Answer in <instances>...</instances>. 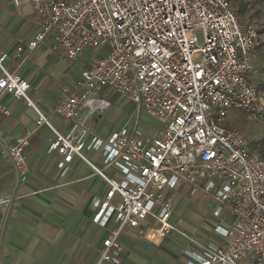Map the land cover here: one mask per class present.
Segmentation results:
<instances>
[{
  "label": "built area",
  "instance_id": "built-area-1",
  "mask_svg": "<svg viewBox=\"0 0 264 264\" xmlns=\"http://www.w3.org/2000/svg\"><path fill=\"white\" fill-rule=\"evenodd\" d=\"M26 1L38 31L16 45L14 69L0 53V96L23 99L37 124L51 128L46 152L61 156L62 172L77 157L104 182L103 195L92 201L91 222L104 231L94 264H121L119 236L127 229L154 246L177 233L196 246L183 249V264H264V153L224 126L237 110L264 122V104L249 81L261 45L257 26L240 22L229 0ZM47 40L67 60L102 51L73 87L60 88L53 112L71 122L67 134L35 108L28 81L16 72ZM105 92L125 97L133 116L142 109L155 118V135L128 125L95 133L87 117L110 106ZM30 134L6 148L16 187L29 178ZM180 189L206 199L208 236L187 235L171 221Z\"/></svg>",
  "mask_w": 264,
  "mask_h": 264
},
{
  "label": "crops",
  "instance_id": "crops-1",
  "mask_svg": "<svg viewBox=\"0 0 264 264\" xmlns=\"http://www.w3.org/2000/svg\"><path fill=\"white\" fill-rule=\"evenodd\" d=\"M38 27L26 0L17 3L0 0V53L9 55L4 61L6 68H15L12 55L16 45L33 37ZM258 34L263 38L259 28ZM53 51L52 42L47 40L32 58L16 68V72L28 81V96L35 108L47 118L51 127L67 134L71 122L53 112L58 93L62 86L73 87L80 71L93 63V55L85 50L76 59L67 60ZM252 62L254 71L249 81L264 104V41L261 40V45L254 50ZM103 97L111 106V98ZM2 107L7 109V114L2 112ZM104 110L88 117L86 109L80 112V116L94 122V132L101 136L119 128L113 129L105 122ZM37 117L36 110L23 99L10 94L0 96V264H63L66 254L70 257L75 249L73 264H94L99 257L104 231L91 222L92 201L103 195L104 182L77 157H73L67 170L62 172L57 167L61 156L55 151L46 152L52 130L46 124L38 125ZM25 130L31 132L26 148L29 178L17 188L16 172L6 148ZM88 157L96 160L97 154L88 152ZM205 204L204 197H189L186 190L180 189L174 196L172 213L175 216L181 209L185 220L181 222L172 214L171 221L187 235L200 239L208 236L209 232L202 228L209 226L205 220ZM66 211L67 219L60 217ZM124 232L127 234L119 236L121 264H183L186 259L183 249H196L186 240L177 242L173 235L160 246H154L141 239L136 229ZM126 235L133 236L129 239ZM123 236L126 237L122 240ZM88 242L91 244L89 251L85 246Z\"/></svg>",
  "mask_w": 264,
  "mask_h": 264
},
{
  "label": "rangeland",
  "instance_id": "rangeland-1",
  "mask_svg": "<svg viewBox=\"0 0 264 264\" xmlns=\"http://www.w3.org/2000/svg\"><path fill=\"white\" fill-rule=\"evenodd\" d=\"M229 1H230L231 8L235 12L236 17L240 22L253 23L257 26V28L260 29L261 34L263 36L261 40L263 42L264 41V0H229ZM196 36H197L198 42H201L202 34L200 31L196 33ZM86 51L93 55L92 62H94L96 58L102 54V51H100L99 49H86ZM53 52L59 53L57 50H54ZM60 54L63 55L62 53ZM92 64L93 63H91L90 65ZM105 95L111 98V106L103 111V119H105L106 123L111 124L113 129L117 127H121L123 125L136 126L142 131L143 134L150 135V136L155 135L157 128H158V122L155 118L149 116L142 109H140L137 115L133 116L131 114L133 110L132 109L133 106L129 104L128 100L125 97L119 96L112 92L110 93L105 92ZM224 126L225 128L230 129V130L241 131L245 135L248 141V144L251 148L257 149L261 151L262 153H264V122L259 121L256 117H254L253 115L249 113L237 110V111L231 112L229 118L226 119ZM90 159L92 161L94 160L93 158H90ZM185 200L187 202H190L188 198H185ZM63 213L64 215H60V217L64 216V219L65 218L67 219V211ZM176 216L180 218L181 222L185 220V218L183 217V211L181 209L177 210V214L175 213V216L173 213V218ZM205 217H206L205 220L207 221V223L211 224V221L209 220V216L205 215ZM202 228H203V231L205 232H209L210 230L209 227L206 228V226H203ZM121 234L125 235L127 233L123 231ZM172 235L177 240V242L186 240L183 237L179 236L177 233L172 234ZM126 236L129 239H131L133 235L132 236L126 235ZM126 236H123L122 240ZM89 240L91 242V239ZM90 242H88L89 244L85 243V246L87 245L88 247L87 248L88 251L91 250V248H89L91 246ZM92 242H94L93 238H92ZM82 243H83V240H82ZM66 251H67V248H66ZM75 254H76V249L74 250L73 255L70 254V257H68L66 254V258L63 264H73V259L75 258ZM83 263L84 262H82V264Z\"/></svg>",
  "mask_w": 264,
  "mask_h": 264
}]
</instances>
